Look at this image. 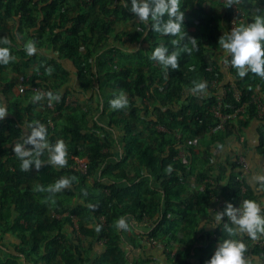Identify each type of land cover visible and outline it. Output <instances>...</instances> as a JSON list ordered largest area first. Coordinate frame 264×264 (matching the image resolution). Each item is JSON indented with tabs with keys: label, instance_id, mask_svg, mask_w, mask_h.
I'll return each instance as SVG.
<instances>
[{
	"label": "trees",
	"instance_id": "1",
	"mask_svg": "<svg viewBox=\"0 0 264 264\" xmlns=\"http://www.w3.org/2000/svg\"><path fill=\"white\" fill-rule=\"evenodd\" d=\"M67 1L37 0L31 4V0H0V30L9 19L17 25L14 34H0V38H9L11 44L7 46L16 53L12 56L23 59L22 66L25 68L35 60L34 56L27 55L24 50V44L32 40L39 41L41 46L45 45L59 54L58 59L62 65L52 62L58 66V72L64 77H69L70 72L64 67L63 60L69 61L75 67L81 88L77 91L82 93L78 98L87 95L94 81L116 82L115 87L127 91L129 107L124 109L126 112L116 109L108 112V118L112 119V129L117 128L123 133V149L121 154L115 155L112 150L117 145L111 131L102 128L94 119L89 125L86 112L79 121L72 120L71 116L67 117L60 131L54 134L47 128L48 141L51 144L62 139L72 148L67 154V166L61 170L63 176L77 177L71 188L49 199L50 193L32 191L29 186L22 189L21 186L33 179L37 180L38 186L44 188L54 184L59 178L54 179L51 165L45 162V166L39 171L34 166L31 171H22L21 161L15 156L13 147H8L22 141L24 130L27 129L22 127V117H25L23 112L30 116L31 111L39 104L35 102L24 109H17L16 115L9 116L13 115L11 121L8 120L9 117L0 121V250L6 252V257L0 255V264H58L53 260L59 252L63 264L87 263L90 259L83 257L86 252L83 251L79 239L78 243L69 248L64 246L63 249L57 242L58 237H63L61 232L67 223L72 227L74 234L82 233L85 238L105 242V252L91 264H149L151 257H140L139 261L132 263L131 255L123 248V243L142 249L152 247L147 242L140 243L133 235L126 238L122 229L116 227V221L121 217H133L137 221L142 220L144 214L150 218L158 215V218L147 228L148 231L142 235L143 239H159L164 225L182 224L184 236L172 237L187 245L184 250L178 249L175 257L163 251L164 259L168 260L169 264H206L221 240H241L242 237L249 239L246 233L234 236L227 234L224 224L235 227L227 216L212 230H209V227L199 228L201 220H208L212 205L211 195L217 191L213 189V184L207 183L203 192H186L187 173L184 164L179 161V146L183 139L176 136L179 131H195L198 134L210 135L211 142L217 141L216 139H222V142L224 133L228 128L234 127V123L241 131L249 122L256 121L258 125L261 124V128L257 130L258 149L264 154V117H258L256 106L248 104L250 95L257 88L259 92L264 93V79L252 73L240 78L236 73L231 86L224 83L225 74L221 61H209L207 56L208 50L217 54L222 49L218 41L223 35L221 31H228L231 19L227 8L220 6V10L210 14L209 0H181L180 10L185 16L181 34L162 36L151 29V21L143 23L130 12L131 0H73L75 3H69V9L62 5V2L68 4ZM85 5L90 9H100L104 18L88 22L89 10ZM118 11L122 18L134 21L133 25H138L140 30L135 33L127 32L128 36L122 34L116 27L115 19L111 17ZM95 25L98 26V33L94 32ZM26 28L30 31L28 40L23 39L20 46L15 44L16 36L22 35ZM186 33L187 37L198 40V48L193 49L190 54L181 52L178 69L161 68L157 61L150 59L152 52L160 44H164L169 52L173 51V40L178 41L179 48H183L185 44L191 48L192 45L187 39L181 38ZM112 34H115V37ZM145 34L148 41L144 44L141 41ZM42 38L46 41H42ZM134 41L135 44L130 46ZM82 44L85 45L84 57L80 55ZM16 47L18 49H15ZM107 65L109 66L104 69ZM214 80L222 83L217 87L227 89L223 113H231L245 105V111L239 112L235 118L229 120L224 130L215 132L211 131V128L217 124V119L211 109L217 103L215 95L220 93L210 86ZM194 82H206V90L215 95L202 96L193 92ZM44 84L45 91H51L46 79ZM63 84L64 81L57 87L60 88ZM32 86L38 87L39 84L34 81ZM235 91L240 94L239 100L236 99ZM68 93L74 94L72 90L58 93L62 99L58 110L66 107L64 103ZM144 100L150 101L152 106L149 107ZM21 114L22 117L19 116ZM49 115L50 113H47V116L43 117L46 118L43 122ZM139 123L146 124L147 133L155 129L158 131L139 138L135 132ZM152 126L155 127L154 130ZM166 145L168 152L164 149ZM74 156L88 157L86 174L70 167ZM110 158H115L116 163L110 162ZM168 166L172 168L170 173L166 171ZM143 168L147 169L151 176L162 179L160 188L152 186L150 180L144 178ZM200 176V180H203L205 172H200L198 177ZM229 181L224 193L229 203L234 205L240 196L241 184L234 176H230ZM244 184L248 189L247 199L258 202L259 193L248 182ZM7 196L11 197L9 201ZM53 199L59 202L61 209L57 210L60 213H68L65 219L50 214ZM225 207L222 206L221 210ZM218 210L219 208L217 212ZM102 215L107 218L105 224L100 221ZM15 216L17 221L23 222L14 223ZM71 216L78 219V232L73 226ZM220 229H223L222 235L219 234ZM8 235L14 237L17 242L11 245L3 242ZM242 240L247 247L246 253L264 262V248L257 246L250 250V244ZM195 247L199 248L200 253L194 255Z\"/></svg>",
	"mask_w": 264,
	"mask_h": 264
},
{
	"label": "clouds",
	"instance_id": "2",
	"mask_svg": "<svg viewBox=\"0 0 264 264\" xmlns=\"http://www.w3.org/2000/svg\"><path fill=\"white\" fill-rule=\"evenodd\" d=\"M233 3H240V0H228L229 6ZM181 0H131L130 12L134 14L143 23L151 21V29L162 36H179L184 27V12L180 10ZM167 17L165 20L164 18ZM191 48L187 44L183 48L178 47V41L173 40L174 50L169 49L160 44L152 52L150 59L157 61L163 68L178 69L179 56L181 52L191 53L193 49H197V39L185 36ZM0 43L10 45L11 41L8 37L0 38ZM219 47L224 50L225 57H231L230 64L236 70L240 78H244L248 73L255 74L264 79V15H256L254 22L241 24L233 27L230 33H224L218 41ZM24 50L27 55L36 54L37 48L34 41H28L24 44ZM14 57L11 55L10 47H0V64H9ZM52 69H48L51 74ZM207 88L206 82H194L192 91L200 93ZM47 96L49 104L53 101H59L60 95L49 91L46 94L37 92L33 97V102H40ZM113 109L120 110L129 106L127 94L121 90L116 98L110 101ZM6 105H0V121L4 120L8 115ZM13 152L21 161V170L31 171L33 166L39 171L45 162L41 156L47 152V163L63 168L67 166V145L61 140H57L55 144L48 141L47 128L39 121H33L27 126L21 141L14 144ZM171 172V166L166 169ZM258 179L264 180V177ZM77 177L62 176L47 188L37 186L36 191L47 192L52 199L57 193L69 189L73 181ZM86 194V193H85ZM54 202V199H53ZM89 207H94L89 205ZM235 227H230L228 223L224 224L225 231L229 236L236 234H248L252 239H257L258 235H264V215L260 204L252 199H246L239 207H235L232 203H227L223 211L214 214V219L219 225L224 217ZM116 227L119 229H128V224L124 217L116 221ZM99 226L97 231H99ZM247 247L242 240L223 239L218 244L215 253L211 256L206 264H251V261L245 258Z\"/></svg>",
	"mask_w": 264,
	"mask_h": 264
},
{
	"label": "rangeland",
	"instance_id": "3",
	"mask_svg": "<svg viewBox=\"0 0 264 264\" xmlns=\"http://www.w3.org/2000/svg\"><path fill=\"white\" fill-rule=\"evenodd\" d=\"M36 1L37 0H31V4H34V2H36ZM90 1L91 0H87V2H90ZM209 1H210V3H209L208 12L210 11L209 12L210 14L213 13L214 11L220 10V6H218L219 3L217 0H209ZM67 3L68 4H66V2H62V5H64L63 6L64 8L67 7L69 9L70 4L71 5L74 4L75 1L68 0ZM86 6H88V5H85V7ZM244 6L246 7V13H247V17L249 19L248 20L249 23L254 22V17L256 15H264V0H247L246 3L244 4ZM87 9L89 10L88 20H87L88 22L94 21V20L99 21L102 18H104L103 14L100 12V9H96V8L90 9L89 6L87 7ZM55 15H57V13H55ZM68 15L71 16V14H68ZM111 17L113 19H115V21L117 23L116 27L119 31L122 32V34L124 33L127 35V32L132 33L131 31L134 32L136 29H138V25H133L134 21L131 22L128 19L122 18L123 16H121L120 11H118L117 14L111 15ZM97 24H99V23H97ZM16 28H17V25H15L13 20L9 19L5 22L4 27L0 30V32H2L0 34H3V35L5 34L4 36H6L8 34V32L14 34L16 31ZM94 28H95L94 32L95 31L97 32L96 28H98V26L95 25ZM117 29H115V30H117ZM33 31H35V30H33ZM88 33L93 34V32H88ZM29 36H30V31L27 28L24 29V32L22 35L16 36L15 44H19V46L22 45L23 39L28 40L27 37H29ZM112 36L115 37V34H112ZM41 40L46 41V39H43V38ZM34 42H35V45L37 48V52H36V54L32 55V56H34L35 60L31 62L29 67H26V68L23 67L22 66L23 59L18 58L17 56H14V59L9 64L0 65V105H6L8 112H9L5 119H7L11 114L16 115L17 109H20V108L24 109L29 104L35 103V102H33V97L37 92H41V93H45V94L47 93L45 91L44 79H46V83L50 86L51 92H53L54 94H58L62 91L71 92V90H72L71 85L73 84L74 78L71 76L64 77V76L60 75V73L58 72V66H56L52 62V61H55V62L60 63V60L58 58H56V56L59 54L57 52H53V50L51 51L50 48H48L45 45L41 46L39 41H34ZM134 44H135V41L131 42V44H129V45L133 46ZM81 46L83 49L85 48L84 44H82ZM0 47H8V46L0 43ZM18 47H16L15 49H18ZM84 53H85V51H83L80 55L82 57H84ZM221 53H223L222 56H225L223 49H221V51L218 54H221ZM15 54L16 53H14V50L11 49V55H15ZM208 54H209V57H208L209 61H213L216 59V57L212 56L211 50L208 52ZM84 62H86V61H84ZM108 66L109 65L104 66V69H106ZM49 68L52 69L51 74L48 73ZM161 68H162V66H161ZM35 77H40L41 79L36 80ZM34 81L39 84L38 87L32 86V83ZM48 81L50 83H48ZM62 81H64V84L61 85L60 88H58L57 86H60ZM93 84H95V81L93 82ZM110 85H111L110 87H114V89L110 88V89H108V92H113V93L118 92V94L116 95V96H118L120 91L123 90L127 94V91H125L124 89H120V88L115 87V85H117L116 82H111ZM21 88L24 89L23 92H20ZM81 94H82L81 92H77V91L74 94L68 93L67 99L65 98L66 101L64 103V104H66V107H63V109H61V110H58V109H59V105L62 103V99H60L58 102L53 101L50 105L49 101L47 99V96L45 95V98L43 100H41L40 102H37L39 104V106L36 109H34L33 111H31L30 116H27L26 112H23L25 117H22L23 114L19 115L22 117V121H23L22 127L27 128V126L30 123H32L33 121H39L40 123L44 124L46 126V128H49V130H50V127L47 125V122L49 119H51V121L53 122L54 131L51 132V130H50V132H51V134H54L56 131H60L62 125L64 123H66L67 117L71 116L72 120L75 119L76 121H79L80 118L82 117V114L84 112L88 111L90 109L91 104H93V102L95 103L96 99H97L96 97H93L94 99L92 98V100L91 99H85L84 96H80L78 98V96ZM246 108H247V106H246ZM47 113H50V115L48 116L47 120L45 122H43V119H46L43 117H46ZM13 115L11 117H13ZM11 117H9L8 120L11 121L13 119ZM89 118H90V120H88V123H89V125H91L92 124L91 123L92 122L91 117H89ZM149 121H151V120H149ZM138 125H139V128H137L135 130V132L139 138H143V137H146L147 135H151V133L155 132L156 130L158 131V129H155V127L152 126L151 127L152 130H154V129L155 130L153 132L147 133V132H145L146 124H143V123L140 124L139 123ZM119 131H121V130H119ZM120 133L122 134V132H120ZM178 133H180V135ZM178 133H176V136L180 138V136L182 135V132L179 131ZM182 136H184V139L181 141V144L179 146V151H180L179 152V161H181V162H183V160L185 158V153L187 151H189V150L192 151L198 142L200 143V145L203 144V143H201V139L197 138V136H200V134L196 133L195 131H184V134ZM216 140L219 143H222L221 142L222 139L221 140L216 139ZM209 142H210V140H209ZM11 146L14 147L13 144L8 145V147H11ZM71 149H72L71 146L67 145V154L69 151H71ZM164 149L166 152H168L169 148L166 145V146H164ZM241 154H244V153H240V152L237 153V156L234 157L233 164H229V167H228L229 172L228 173L223 170L225 167L220 168L219 171L218 170L215 171L214 163L212 164L210 158L207 157L209 167L206 166V168H205L206 172H205V178L202 181L203 184H200L199 185L200 187H198L196 191L192 190L191 192H194V193L203 192L206 189L207 183H211L214 185L213 189H215L217 191L216 193H218V194L220 192L224 193V189L229 185L230 176H234L235 180L237 182H239L240 184L243 182H247L246 178H247V175L249 173L246 174L244 179H243L241 177V175H242L241 174L242 173L241 166H240V164H238V160H239V157L241 156ZM41 159L47 163L48 153L45 152L41 156ZM51 167H52L51 172L54 176V179H58V178L63 176V174L61 172L62 168L55 167L52 165H51ZM176 170H178V169H176ZM187 181H188V177L186 178V182ZM27 186H29L32 191H36V188L38 186V182L36 179H33L30 183L23 184L21 186V188L24 189ZM221 196L226 203H229V200L226 198V195H221ZM10 199H11V197L7 196V200L9 201ZM246 199H247V197L245 198V200ZM58 203L59 202L56 199H54V202L52 200L49 212L52 216L59 215L60 216L59 219H65L64 217L68 216V213H64L66 215L61 216L62 213H60L59 210H57V209H61V208H59ZM220 210H221V208L218 211H220ZM223 210L224 209H222L221 211H223ZM262 215H264V209H262ZM106 220H107V218L104 215H102L100 217V221H103L104 224H105ZM13 222L14 223L15 222L16 223H22L23 221L22 220L17 221V217H16L15 221H13ZM72 223H73V226H75L74 221H72ZM127 224H128V222H127ZM209 224L211 227L216 228L217 223H216L213 215H211L210 212H209L208 220L203 219L200 221L199 228L202 229ZM213 225H215V226H213ZM75 230L77 232L79 231V224H78L77 229H75ZM61 234L63 235V237L62 238L58 237L57 242L60 243V246H63L62 249L64 248V246L69 248L71 245L78 243V239H79L80 245L82 246L83 251L86 252L83 257H85V258L89 257V259L91 261V257H93V256H92V253H90L88 250H86V248L84 247L85 245L83 246L84 236L82 235V233L81 234L80 233L74 234L72 227L70 226V224L67 223V225L63 228ZM219 234L220 235L223 234V229H220ZM161 235L162 234H160V237H161ZM175 235H177V234L174 231H172L171 227H169L168 231H166V235L162 236V237H170V236H175ZM242 235H245V233H243ZM248 237L251 239L250 236H248ZM242 239L246 240L244 237H242L241 240ZM250 239L246 240L248 244H250V242H251ZM2 241L8 245L9 244L11 245V244L17 242V240L10 235L6 236ZM102 249H103L102 250V252H103L104 247ZM195 249H196V251L194 252V255L197 252L200 253L199 248L197 249V247H195ZM14 253H15V251H14ZM0 255L6 257V252L4 250H2V251L0 250ZM98 257H101V256H98ZM256 258H257L256 256H253V257H249L247 259L250 260L251 263L253 264L255 262ZM53 261L55 263H58V264H63V262H61L62 260H61L60 252L54 256ZM134 261H136V260H134ZM85 264H90V263L88 261Z\"/></svg>",
	"mask_w": 264,
	"mask_h": 264
},
{
	"label": "crops",
	"instance_id": "4",
	"mask_svg": "<svg viewBox=\"0 0 264 264\" xmlns=\"http://www.w3.org/2000/svg\"><path fill=\"white\" fill-rule=\"evenodd\" d=\"M115 2H118V0H113ZM222 10V9H221ZM249 20V19H248ZM131 23V22H130ZM249 23V21H248ZM139 29V27H138ZM138 29H136L134 32L131 31L132 33H135ZM134 30V29H133ZM139 31V30H138ZM148 41V36L147 34L143 35L142 41L141 43H144ZM83 51H85V48L83 49L82 47L80 48V52L82 53ZM210 50H208L209 52ZM221 51V50H220ZM219 51V52H220ZM207 52V56L209 57V54ZM218 52V53H219ZM212 56L216 57V59L220 60L221 57H223V53L221 54H213L212 50H211ZM56 58H58V55L56 56ZM63 64L64 67L69 70L70 72V76L74 78L73 84L71 85V89L72 91L75 93L76 91H78L79 89V82L77 80V75H76V70L75 67L67 60H63ZM235 70V69H233ZM229 71H225L224 72V76H225V80L224 83H227L231 86H233V79L235 78V74L237 73L236 70L233 73ZM227 81V82H226ZM222 83L217 82V85H220ZM110 83L106 82V81H95V84H93L90 89H88V93L87 95H83L85 97V99H91L93 97H96V102L93 104H91L90 109L88 111H86V115H87V119L90 120L89 117H91V121L94 119L98 122V124L104 128L107 129L109 131H111L110 133L113 135L114 140H115V144L117 145L112 152L117 155V154H121L122 149H123V145H124V141H123V133L121 134L119 131V129L117 128H113L110 126L112 123V119L108 118V112L110 111V109H112V107L110 106V101L114 98H116V95L118 94V92L113 93V92H108V89L113 88L114 87H110ZM221 86V85H220ZM220 86H216V91L217 93H221L223 88H220ZM236 92V91H235ZM255 92H259V88H257L255 90ZM128 96V95H127ZM94 99V98H93ZM94 101V100H93ZM144 102L149 105V107L152 106L151 102L148 100H144ZM129 107V106H128ZM124 108V109H128ZM245 107V105H244ZM109 109V110H108ZM124 109H120V112H126V110ZM233 125H235L234 127L232 126L230 129L228 128V131L226 133H224V138L222 143H219L218 141H214V142H209L210 140V135L208 134H200V136H197V138L201 139V143H203L202 145H200V143L198 142L197 145L194 147V149L191 151H187L185 153V158L183 160V164H184V168L186 169V173L188 177V181L185 182V189L186 192L189 193L192 190L196 191L198 187H200V184L202 183V179L200 180L201 176L198 177L200 175V172L204 171L206 172L205 168L206 166L209 167L208 165V160L207 157L210 158L211 163H214V169L215 171H219L220 168L225 167L223 170L226 171L227 173L229 172V164H233L234 162V157L237 156V153H244L243 155L247 156V160L250 163V172L247 175V182L248 184L252 187L255 188L256 192L259 193L258 194V203L260 204L261 208L264 209V180L258 179L259 177H264V154L261 153L258 149L259 146V134L257 132V130L259 129V127L261 128V124L258 125V122L256 123V121H251L247 127L243 130H239L238 126L234 123ZM25 132V130H24ZM180 135V133H178ZM184 133H182L183 135ZM180 136L181 139H184V136ZM244 141H243V140ZM209 142V143H208ZM221 144V145H220ZM110 162L112 163H116V159L114 158H110ZM213 169V168H212ZM143 173H144V178H146V180H150L152 186L160 188L161 185V180L160 178H156L155 176H151L149 174V171L145 168L142 169ZM194 172V173H193ZM197 173V174H196ZM221 195H225V193L220 192L215 193L214 197L216 196V198L218 199V202L222 205H219L217 207V209L221 208L222 206H226V202L223 200ZM211 204H213L211 202ZM217 209L212 210L211 208L209 209V212L211 213V215H213L215 212L217 211ZM66 214H62L61 216H65ZM56 218H60L59 215L55 216ZM72 221H74V227L75 229H77V225L75 223V220L73 219V217L71 216ZM158 218V215L154 216L153 218H150L148 220L142 218V220H137L135 221L133 217H126V221L128 222V229H122V233L123 235L127 238L130 235H133L135 237V239L137 241H139L140 243H144L142 242L144 239L142 237V235H144L145 232L148 231V227H151L154 223V221H156ZM133 221H135L136 225L133 224ZM103 223V221H101ZM104 224V223H103ZM202 226V225H201ZM205 226V225H204ZM169 227L172 228V231H174L179 237H183L184 236V231L183 226L179 223H177L176 225H164L163 226V230L161 231V237H159V240H161L163 242L164 245H167V241L169 237H162L166 235V231H168ZM205 227H209V230H212L213 227H211L210 225H207ZM165 234V235H164ZM83 246L86 248V250H88L90 253H92L91 257V261H89V263L91 264L92 262H94L95 260H97L98 256H101L106 249V244L103 240L101 241H95L93 238H83ZM85 242V243H84ZM187 243H184V246H178V249L183 248V250L186 248ZM104 247V251L102 252V248ZM152 249L150 248H135L133 245H125V243H123V248L125 250L128 251V253L131 255V259H132V263H134V260L139 261L140 257L143 258H149L151 257V261L149 264H169L168 260L164 259V255H163V249L162 248H158V247H154L151 246ZM95 258V259H94ZM193 263H197L194 262ZM255 264H261L260 260L258 258H256ZM253 263V264H254ZM130 264V263H129ZM252 264V263H251Z\"/></svg>",
	"mask_w": 264,
	"mask_h": 264
},
{
	"label": "built area",
	"instance_id": "5",
	"mask_svg": "<svg viewBox=\"0 0 264 264\" xmlns=\"http://www.w3.org/2000/svg\"><path fill=\"white\" fill-rule=\"evenodd\" d=\"M217 1L219 3V6H223L225 9L227 8L229 15L231 17L228 31L227 32L221 31V34L230 33L233 27H237L241 24H247L248 23L246 7L244 6V4L246 3L247 0H240V3H233L231 6H229L228 0H217ZM230 59H231V57L223 56L220 60L221 61V67L223 68V70H225L227 72H229V71L232 72V70L234 69L230 64ZM210 86L212 87V89L215 88L217 86V81L214 80L210 84ZM23 91H24V89L21 88L20 92H23ZM198 94L202 95V96H207L208 94L215 95L213 93H210L209 90H205V91L200 92ZM226 96H227V89L226 88H223L222 93L215 95L217 103L213 106V108L211 109V112L216 117L217 124L211 128V131H213V132L218 131V130L219 131L224 130L227 123L229 122V120L235 118L239 112L245 110L244 106H242L240 108H236L231 113H223L222 107L226 101ZM235 96H236L237 100L240 99L239 92L236 91ZM249 103H252L256 106L258 117H260V118L264 117V93L263 92L262 93L261 92H253L252 95H250V98L248 100V104ZM47 125L50 127L51 131H54V126H53V122L51 121V119L48 120ZM72 160H73V162H72L70 167L73 170L80 172L82 174L87 173L88 164H89V159L87 156H74V157H72ZM238 164H240V166H241V170H242L241 177L244 179L245 175L250 172V163L247 160L246 156L241 154V156L239 157V160H238ZM247 194H248V189H247V186L243 182V183H241L240 196L235 200L234 206L239 207L242 204V202L245 200ZM211 200H212L211 202L213 203L211 205L212 210H215V209H217V207L219 205H222L218 202V199L216 198V196L214 197L213 194L211 195ZM72 217L75 220V223L78 227L77 217L76 216H72ZM143 218L146 220L150 219V217H148L146 214L143 215ZM179 238H181V237H179ZM250 240H251L250 250H253L257 246L260 248H264V235H258L257 239L254 240L251 238ZM142 242H144V243L147 242L151 246L162 248L171 257H175L176 252L178 250V246H184V242H179L178 240H176L175 237H172V236H170L168 238L167 245H164L161 240L154 238V237H149L148 239H144ZM249 257L250 256L246 253L245 258L247 259ZM260 263L264 264V262L261 260H260Z\"/></svg>",
	"mask_w": 264,
	"mask_h": 264
}]
</instances>
